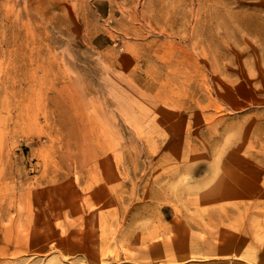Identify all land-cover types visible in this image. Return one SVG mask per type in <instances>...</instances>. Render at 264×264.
I'll use <instances>...</instances> for the list:
<instances>
[{
    "label": "rangeland",
    "instance_id": "obj_1",
    "mask_svg": "<svg viewBox=\"0 0 264 264\" xmlns=\"http://www.w3.org/2000/svg\"><path fill=\"white\" fill-rule=\"evenodd\" d=\"M0 264H264V0H0Z\"/></svg>",
    "mask_w": 264,
    "mask_h": 264
}]
</instances>
